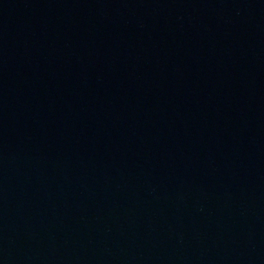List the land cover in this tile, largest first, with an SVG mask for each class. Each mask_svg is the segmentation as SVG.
Here are the masks:
<instances>
[{
    "label": "water",
    "instance_id": "1",
    "mask_svg": "<svg viewBox=\"0 0 264 264\" xmlns=\"http://www.w3.org/2000/svg\"><path fill=\"white\" fill-rule=\"evenodd\" d=\"M0 264H264V0H0Z\"/></svg>",
    "mask_w": 264,
    "mask_h": 264
}]
</instances>
